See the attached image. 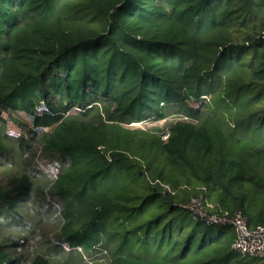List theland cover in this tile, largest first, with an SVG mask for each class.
<instances>
[{"label": "trees", "instance_id": "16d2710c", "mask_svg": "<svg viewBox=\"0 0 264 264\" xmlns=\"http://www.w3.org/2000/svg\"><path fill=\"white\" fill-rule=\"evenodd\" d=\"M204 192L264 226V0H0V264H264Z\"/></svg>", "mask_w": 264, "mask_h": 264}, {"label": "built area", "instance_id": "2783aa9c", "mask_svg": "<svg viewBox=\"0 0 264 264\" xmlns=\"http://www.w3.org/2000/svg\"><path fill=\"white\" fill-rule=\"evenodd\" d=\"M180 207L189 213L193 221L200 222L206 227L232 228L234 239L231 243V250L233 252L242 257H264V226L249 228L246 218L240 212L232 215L226 212L213 213L209 210L213 206L209 203L206 192L191 198Z\"/></svg>", "mask_w": 264, "mask_h": 264}, {"label": "rangeland", "instance_id": "374dc122", "mask_svg": "<svg viewBox=\"0 0 264 264\" xmlns=\"http://www.w3.org/2000/svg\"><path fill=\"white\" fill-rule=\"evenodd\" d=\"M168 122H170V119L149 120V121H146L143 123H132L129 125V128L148 129L151 131H157L158 132V129L167 130ZM155 134L158 135V133H155ZM164 137H166V135ZM183 218L189 219L186 213L183 214ZM219 228H225V227H216L215 226V227H213V232H216Z\"/></svg>", "mask_w": 264, "mask_h": 264}]
</instances>
